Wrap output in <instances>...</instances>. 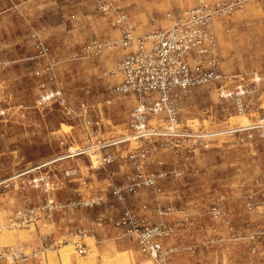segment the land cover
I'll list each match as a JSON object with an SVG mask.
<instances>
[{
  "label": "rangeland",
  "instance_id": "1",
  "mask_svg": "<svg viewBox=\"0 0 264 264\" xmlns=\"http://www.w3.org/2000/svg\"><path fill=\"white\" fill-rule=\"evenodd\" d=\"M174 6L0 0V183L23 174L54 187L49 211L43 186H0V224L32 217L0 235V254L17 255L0 264H264V0L212 19L221 77L172 91L162 111L147 109L157 93L141 102L113 91L121 48L84 50L121 37L115 11L146 33L166 29ZM139 108L145 137L134 128ZM127 212L139 229L168 232L153 237L164 262L122 225ZM80 231L83 254L70 237Z\"/></svg>",
  "mask_w": 264,
  "mask_h": 264
},
{
  "label": "built area",
  "instance_id": "2",
  "mask_svg": "<svg viewBox=\"0 0 264 264\" xmlns=\"http://www.w3.org/2000/svg\"><path fill=\"white\" fill-rule=\"evenodd\" d=\"M175 1V0H171ZM196 6L184 11H180L173 23L166 29L153 30L148 34H139L136 26L129 19L128 15L116 12L112 19V26L119 28L121 37L111 45L92 39L88 42L85 51H92L98 54L106 47H118L125 51L116 68L121 77V81L114 87L113 91L123 94L136 95L141 102L150 95L157 93L159 99L147 107L150 111H162L163 104L168 100L174 90H186L200 84H207L216 80L221 75L216 71L219 65L217 50L213 43V38L209 33V27L214 17H218L235 10H240L245 3L261 0H222L216 4H211L208 0H192ZM114 9L113 1L101 3L99 10L108 13ZM40 51L47 54V48L40 43ZM191 57L195 58L194 63H190ZM134 128L142 137L150 135L146 125L142 108L136 115ZM72 153H78L76 149ZM23 174L10 177L0 183L2 187L18 189L29 186H43L46 194L44 207L52 211L54 198L52 191L54 187L49 176H39L32 179H21ZM31 211V210H29ZM32 212V211H31ZM127 221H122V225H132L128 233L134 236L140 244L142 251L157 258L158 261L166 258L162 250L161 243L154 240V235L163 236L168 234L164 227L150 229L149 227H137L135 216L126 213ZM32 217L27 211H18L9 217L6 223L0 224V235L5 229L26 226ZM72 242L80 254L85 253L84 238L86 233L80 231L71 234ZM16 253L1 251L0 256ZM22 256V255H20ZM23 257L22 261H26Z\"/></svg>",
  "mask_w": 264,
  "mask_h": 264
},
{
  "label": "crops",
  "instance_id": "3",
  "mask_svg": "<svg viewBox=\"0 0 264 264\" xmlns=\"http://www.w3.org/2000/svg\"><path fill=\"white\" fill-rule=\"evenodd\" d=\"M65 1H70V0H65ZM101 1V0H100ZM103 1V0H102ZM209 2L211 1V0H208ZM214 1V0H213ZM217 1H219V0H217ZM216 1V2H217ZM175 2V6L174 7H172L169 11H167V12H165V16H166V18L168 19V21H167V23H166V26L164 27V28H168L169 26H171L172 25V23H173V19L175 18V16L177 15V13L178 12H180V10H181V8H183V9H190V8H193V7H195L196 6V2L195 1H192V0H175L174 1ZM181 2H182V4H181ZM183 6V7H182ZM185 7V8H184ZM119 29V28H118ZM156 29H158V28H153V29H151L149 32H146V33H139V34H148V33H150V32H152L153 30H156ZM119 31H120V29H119ZM120 39V38H119ZM118 40V39H117ZM116 40V41H117ZM113 48H116V49H118V47H113ZM118 50H120V49H118ZM122 51V56L125 54V51L122 49L121 50Z\"/></svg>",
  "mask_w": 264,
  "mask_h": 264
}]
</instances>
